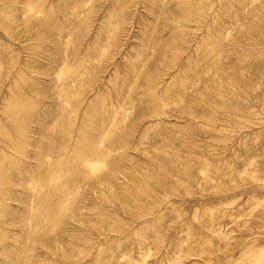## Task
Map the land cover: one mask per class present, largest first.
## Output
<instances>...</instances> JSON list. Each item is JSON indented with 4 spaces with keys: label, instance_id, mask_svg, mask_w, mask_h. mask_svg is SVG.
<instances>
[{
    "label": "rangeland",
    "instance_id": "obj_1",
    "mask_svg": "<svg viewBox=\"0 0 264 264\" xmlns=\"http://www.w3.org/2000/svg\"><path fill=\"white\" fill-rule=\"evenodd\" d=\"M0 264H264V0H0Z\"/></svg>",
    "mask_w": 264,
    "mask_h": 264
}]
</instances>
